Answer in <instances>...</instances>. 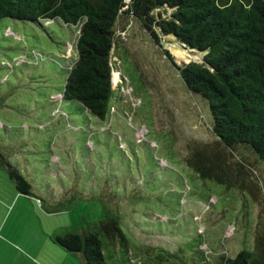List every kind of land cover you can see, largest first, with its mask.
<instances>
[{"label": "rangeland", "instance_id": "1", "mask_svg": "<svg viewBox=\"0 0 264 264\" xmlns=\"http://www.w3.org/2000/svg\"><path fill=\"white\" fill-rule=\"evenodd\" d=\"M159 35L156 44L136 20L117 18L114 92L100 120L58 93L61 53L75 56L76 28L60 21L0 23V150L32 185L30 196L17 192L0 168V187L18 196L10 201L16 264H83L53 236L103 218V206L133 251L146 247L139 264H223L241 249H256L264 230V164H250L253 194L191 169L193 145L215 136L205 99L186 88L173 64L200 62L202 52ZM118 249L108 242V264H122Z\"/></svg>", "mask_w": 264, "mask_h": 264}, {"label": "trees", "instance_id": "2", "mask_svg": "<svg viewBox=\"0 0 264 264\" xmlns=\"http://www.w3.org/2000/svg\"><path fill=\"white\" fill-rule=\"evenodd\" d=\"M120 15L136 20L156 44L159 34H170L202 52L200 62L178 65L165 51L186 88L205 99L215 136L193 145L187 162L201 178L257 191L250 164H264V0H0V23L60 21L76 28L75 56L68 60L61 53L64 79L58 93L100 120L107 118L113 98L111 48ZM235 153L241 162L229 159ZM0 168L17 192L32 195L30 180L1 150ZM103 215L53 239L77 252L83 264H108L103 250L114 239L121 263L139 264L146 247L133 251L104 206ZM223 264H264V230L254 251L241 249Z\"/></svg>", "mask_w": 264, "mask_h": 264}, {"label": "crops", "instance_id": "3", "mask_svg": "<svg viewBox=\"0 0 264 264\" xmlns=\"http://www.w3.org/2000/svg\"><path fill=\"white\" fill-rule=\"evenodd\" d=\"M8 190V189H5ZM0 187V264H16V257L11 253L10 241L15 232L14 215H10V201H15L18 196L13 194L9 197L10 189L5 191ZM12 209V208H11Z\"/></svg>", "mask_w": 264, "mask_h": 264}]
</instances>
